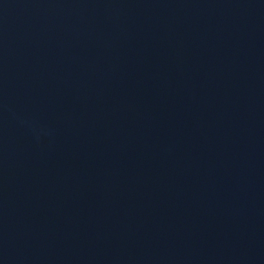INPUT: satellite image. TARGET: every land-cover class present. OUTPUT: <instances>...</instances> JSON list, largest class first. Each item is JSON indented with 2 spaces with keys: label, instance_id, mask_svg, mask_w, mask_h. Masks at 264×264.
Returning a JSON list of instances; mask_svg holds the SVG:
<instances>
[{
  "label": "water",
  "instance_id": "1",
  "mask_svg": "<svg viewBox=\"0 0 264 264\" xmlns=\"http://www.w3.org/2000/svg\"><path fill=\"white\" fill-rule=\"evenodd\" d=\"M0 264H264V0H0Z\"/></svg>",
  "mask_w": 264,
  "mask_h": 264
}]
</instances>
